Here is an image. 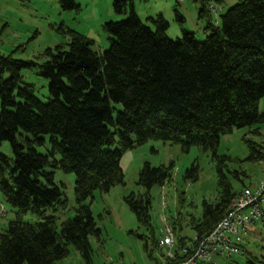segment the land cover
I'll list each match as a JSON object with an SVG mask.
<instances>
[{
	"label": "trees",
	"instance_id": "1",
	"mask_svg": "<svg viewBox=\"0 0 264 264\" xmlns=\"http://www.w3.org/2000/svg\"><path fill=\"white\" fill-rule=\"evenodd\" d=\"M201 1L200 16L208 17L204 41L186 29L172 39L163 14L149 17L150 26L132 0H115V11L129 15L104 23L114 37L104 52L94 50V39L61 24L58 31L69 41L47 48L34 60L0 54V147L8 141L13 152L12 157L0 152V192L19 217L31 212L41 219L9 222L0 233V264H58L71 247L92 262L91 239L99 241L102 231L87 200L96 190L125 184L123 155L150 139L184 148L198 145L213 153L219 160L220 195L214 202L204 200L202 215L192 216L189 224L203 236L224 217L241 190L235 191L223 172L229 157L218 154L221 136L264 123L259 111L264 96V0H237L216 22L209 7L227 0ZM59 3L63 11L79 9L76 0ZM176 18L185 21L178 11ZM37 68L49 81L45 100L34 83L23 81L22 70ZM254 132L260 134V127ZM45 134L51 135L47 154L37 149ZM258 146L252 147L254 162L264 161V143ZM56 169L76 176V213L60 226L58 214L69 203L55 182ZM171 169L146 162L138 183L148 190L164 185L172 178ZM187 176L197 179L198 166ZM238 179L243 188L251 187ZM127 201L139 221L149 220V191L146 196L132 193ZM175 239L176 257L185 259L181 248L191 238L179 234ZM158 243L154 239L162 256Z\"/></svg>",
	"mask_w": 264,
	"mask_h": 264
},
{
	"label": "rangeland",
	"instance_id": "2",
	"mask_svg": "<svg viewBox=\"0 0 264 264\" xmlns=\"http://www.w3.org/2000/svg\"><path fill=\"white\" fill-rule=\"evenodd\" d=\"M115 0H76L78 10L63 11L59 0H0V54H12L15 59H36L49 47L66 44L69 36L58 31L61 24L95 40L93 46L97 52H104L110 47V38L114 39L105 28L108 20H123L128 12L118 13L114 8ZM130 1V0H129ZM140 18L153 26L149 17L163 14L170 23L167 34L175 39L182 36V30L193 32L199 41L208 35L205 28L208 17L200 16L201 0H132ZM237 0H227L223 5H215L218 15L211 12L213 22L220 20ZM176 11L184 16L180 23ZM40 63L43 60L39 61ZM23 81L34 83L37 95L43 100L49 95V81L40 74V69L22 70ZM117 109L122 104L114 103ZM259 111L264 112V96L259 104ZM117 111L115 110L114 115ZM260 127V134L254 132ZM44 145L37 146L40 153L47 154L51 148V135L45 134ZM264 143V123L235 128L232 133L221 136L218 147L219 155H226L222 169L235 191L244 185L254 186L264 180V161L254 162L250 157L253 148ZM0 152L12 157L13 152L8 141L2 143ZM152 166H172V178L164 185H154L150 190L138 183L139 172L144 163ZM219 160L211 151H205L198 145L184 148L159 139H150L142 145L128 150L122 158L125 184H117L107 192L96 190L91 201V209L98 227L101 229L100 240L91 239L94 249L93 260L88 262L74 247L70 254L58 264H157L161 254L154 248V239L160 238L166 225L173 228L175 237L181 234L187 238L196 236L189 222L192 216L202 215L204 200L214 202L221 191L219 183ZM198 166V177L193 180L187 176L192 166ZM243 173H247L248 177ZM74 173L55 170V182L68 198V210L58 214V225L76 213ZM264 182V181H263ZM247 188V187H246ZM150 193L149 220L141 222L131 209L127 198L135 193L146 196ZM0 202L5 209L0 212V233L8 227L10 221L20 218L25 222L41 219L29 212L21 217L17 209L6 203L0 192ZM51 214V211H48ZM176 227V231L174 229ZM247 252L243 255L214 256L209 264H247L253 259L255 264H264V228L263 222L252 227L250 235L244 239Z\"/></svg>",
	"mask_w": 264,
	"mask_h": 264
},
{
	"label": "built area",
	"instance_id": "3",
	"mask_svg": "<svg viewBox=\"0 0 264 264\" xmlns=\"http://www.w3.org/2000/svg\"><path fill=\"white\" fill-rule=\"evenodd\" d=\"M209 9L218 15L214 5ZM263 181L235 194L227 213L215 228L206 235H196L181 248V253L186 254L185 259H177L175 234L173 228L166 225L159 238L158 245L163 255L157 264H209L214 256L243 255L244 239L250 235L253 226L264 221ZM4 209L3 202H0V212L5 213Z\"/></svg>",
	"mask_w": 264,
	"mask_h": 264
}]
</instances>
